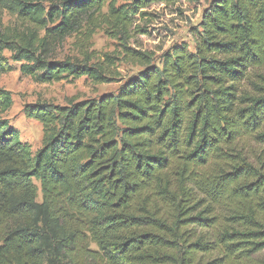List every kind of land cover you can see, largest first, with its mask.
Masks as SVG:
<instances>
[{
  "label": "trees",
  "instance_id": "16d2710c",
  "mask_svg": "<svg viewBox=\"0 0 264 264\" xmlns=\"http://www.w3.org/2000/svg\"><path fill=\"white\" fill-rule=\"evenodd\" d=\"M118 1L0 0V78L9 51L41 84L107 83L88 61L48 58L84 24L112 29L142 68L115 95L27 105L35 153L0 91V264H264V0H212L194 51L159 63L129 47L136 17L196 0ZM5 14L24 29L3 30Z\"/></svg>",
  "mask_w": 264,
  "mask_h": 264
},
{
  "label": "rangeland",
  "instance_id": "374dc122",
  "mask_svg": "<svg viewBox=\"0 0 264 264\" xmlns=\"http://www.w3.org/2000/svg\"><path fill=\"white\" fill-rule=\"evenodd\" d=\"M211 1H184L172 6L153 5L142 10L145 15L136 17L129 47L152 54L157 63L166 52L178 45L186 44L194 51L193 32L199 28L203 13ZM126 3L130 1L119 0L117 6ZM8 26L24 29V25L15 17L5 14L3 30ZM44 35L45 33L42 32L41 36ZM122 45L119 36L105 25L93 28L84 24L76 33L64 39L50 40L49 60L70 59L81 63L88 61L93 67H102L108 79L107 83L102 84H97L87 77L66 78L52 84H41L23 72L22 63H15L10 59L9 51L4 53L13 68L1 76L0 91L12 92L14 105L3 117L13 128L20 131L22 141L31 145L33 153L42 147L44 131L40 123L25 116V107L44 102L56 106H68L70 102L117 94L125 83L142 71L138 64L130 60ZM250 149L253 155H259L262 151L254 143L251 144ZM38 200L42 202L41 192ZM92 248L97 250L94 245ZM256 259L264 260V252L257 255Z\"/></svg>",
  "mask_w": 264,
  "mask_h": 264
}]
</instances>
